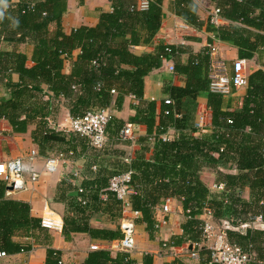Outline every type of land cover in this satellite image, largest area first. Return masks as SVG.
I'll use <instances>...</instances> for the list:
<instances>
[{"label": "trees", "instance_id": "1", "mask_svg": "<svg viewBox=\"0 0 264 264\" xmlns=\"http://www.w3.org/2000/svg\"><path fill=\"white\" fill-rule=\"evenodd\" d=\"M11 1L0 0V83L9 96L8 99L0 97V125L6 121L12 133L24 134L32 122L39 121L32 139L41 156L48 157L52 152L75 156L78 149L86 150L88 140L49 127L46 120L53 116L58 103L63 101L70 117L79 118L113 106L120 110L125 97L133 96L139 105L130 120L131 125L144 126L147 136L154 137L149 159L143 148L133 158L122 156L120 152L117 156H93L97 160L110 157L111 166L98 170L94 179L85 178L81 185L83 193L77 191L75 197L62 193L61 200L66 204L62 236L66 241H71L76 234L108 244L122 237L119 227L114 231L93 228L90 219L105 210L110 211L113 221L121 219V203L113 194L104 191L112 177L127 170L132 172L134 189L131 207L140 213L137 223L146 225L150 240L154 241L159 225L154 208L167 199L179 200L185 215L182 235L172 237L167 246H194L193 250L205 257L201 264H210L209 250L196 246L202 240L200 217L205 210L212 212L213 223L220 228L223 219L236 213L234 205L240 202L237 192L247 187L253 203L260 205L263 201L256 209L264 219L263 69L248 75V92L240 113L224 111L222 97L210 93L207 107L212 115L213 132L196 137V98L200 92H209L207 47L204 61L196 57L187 66H174L176 73L188 80L184 88L166 85V93L174 105L167 106L163 101L158 113L156 102L144 100L145 78L166 63L168 57L179 52L169 45L159 46L155 54L137 56L133 52L141 43L150 44L160 30L163 0L150 2L144 11L132 0H113V11L100 14L96 27L84 26L70 35L62 28L68 0H21L5 10L3 4ZM205 1L219 8L221 20L228 23L218 29L209 24L210 32L216 34L219 41L232 43L240 59L248 62L256 56L261 57L264 68V0ZM197 8L193 0L176 1V15L191 27L200 29L202 22ZM52 27L56 30L50 33ZM3 44H29L33 47L31 58L16 48L4 50ZM167 49L172 52L167 53ZM75 51L80 53L73 61ZM65 55L72 63L69 75L63 73ZM28 61L32 66L27 65ZM12 74L18 75V82L12 81ZM168 110L169 115H165ZM124 127L125 122L111 117L106 135L123 143L126 140H121L119 134ZM170 128L177 130L179 135L172 141H164L161 137ZM102 150L93 151L100 153ZM225 164L233 166L237 173L219 172L220 165ZM207 169L217 171L224 185L222 191L211 192L200 179L201 172ZM102 195L108 200L102 201ZM241 207L238 216L243 221L251 204L243 203ZM226 235L231 244L252 254L248 264H264V231L226 230ZM17 237L22 240L16 241ZM52 243V231L31 215L27 203L7 198V184L0 180V251L14 255L41 246L47 248L46 264H60L61 253ZM83 264L139 263L126 253L112 257L110 251L98 250L91 251ZM141 264H154V257L146 255ZM169 264L185 263L176 259Z\"/></svg>", "mask_w": 264, "mask_h": 264}, {"label": "crops", "instance_id": "2", "mask_svg": "<svg viewBox=\"0 0 264 264\" xmlns=\"http://www.w3.org/2000/svg\"><path fill=\"white\" fill-rule=\"evenodd\" d=\"M21 0H12L9 3H4V9H9L18 4ZM133 2H140V0H132ZM150 2H156L157 0H148ZM176 1L177 0H163L162 1V24L160 30L152 40L150 44H139L134 47L133 52L137 56L145 54H155L156 49L159 46H174L179 52L173 57L170 56L166 59V63H162V66L150 73L145 78L144 88V100L146 102H156L157 112L160 113L161 104L169 97L166 93V85H172L174 87L184 88L186 87L188 80L185 76L179 75L170 71V66H187L190 61L196 57L200 60H205L206 46L211 37L215 35L210 32L209 27V11L214 8L213 4L205 0H193L197 8V16L202 22L200 29H195L188 25L185 21L176 15ZM113 11V0H68V10L62 18V28L66 35H70L74 30L81 27H96L99 22V16L102 13H111ZM181 24H186L187 29L179 28ZM228 23L221 20V26H226ZM56 30L55 27L50 29V33ZM0 31V38H1ZM219 46L222 50L223 58L231 66L232 62L236 59H240L238 56V50L230 42H221ZM4 50H12L16 48L19 52L27 55L30 59L33 47L29 44H22L18 46H8L6 44L1 45ZM79 51H75L72 55V60L76 61ZM261 57L256 56L248 64L251 65L249 74H252L258 70H264L262 66ZM28 66H32V63L28 61ZM72 63L70 60L64 61L65 75L71 73ZM206 75V70L203 71V77ZM13 82H18L19 77L16 74L11 75ZM247 88L234 91L229 96L222 97V109L224 111L240 113L243 108L244 99L247 96ZM113 94V93H112ZM116 94V93H115ZM209 92H200L196 98V116L194 120V136L200 137L209 135L213 132L211 125V111L207 107ZM0 97L8 99L9 96L4 89V85L0 83ZM139 105V101L133 96H126L123 105L120 110L115 106L108 109L110 118H116L125 122V126L131 124L130 120L135 116V108ZM176 116L180 117V115ZM70 114L67 105L61 101L58 103L57 110L46 121H52L56 126H62V128H68ZM202 122V130L196 128V123ZM39 125V121L32 122L24 134L12 133L10 126L6 121H2L0 125V163L10 159H21L23 161V174L26 183V189L22 191L12 192L7 191V198L22 201L27 203L31 208V215L35 218L42 220L43 225L49 228L53 234L52 247L61 253V264H83L88 254L91 252V246H98L101 250H109L111 243H104L98 240L89 238L85 234L74 235L71 241H66L62 236L63 229V215L66 212V204L61 200L62 193L66 194V197H75L77 194V185L71 184L69 179L72 177L73 172H80L83 175V182L85 178L94 179L97 176L98 170L111 166L110 157H103L102 159H95L98 156H117V152L122 156L134 157L136 152L140 149H146V158L149 159L152 156L154 149V137H148L147 131L144 126H136L134 132V138L126 140L123 143L112 140L107 134V143L104 149L99 153L93 151L89 142L87 148L83 151L81 148L77 150L75 156L73 153L65 154L66 162L63 163L54 174H49L45 171L46 160L56 157L59 152H52L48 157H43L39 153L38 147L33 143L32 133ZM170 141L177 138L179 132L174 128H170L166 134ZM105 150V151H104ZM33 153L36 155L33 156ZM88 156H92L88 158ZM220 171L223 174H236V170L229 164L220 165ZM38 174L39 179L36 183L31 182V176ZM200 179L204 182L207 188L215 193L217 190L215 186L223 185L217 176V171L214 169H207L201 172ZM82 182V183H83ZM81 184V183H80ZM82 185V184H81ZM240 202L234 205L235 215L232 217L229 215L222 220L220 228L227 226V230H241L245 233L248 229H255L264 231V219L261 214L257 212V207L263 205V201L253 203L251 191L245 187L242 192H237ZM108 199L102 201H107ZM170 200L171 214H160L155 216L157 222L160 223V227L155 235L154 241L150 240L148 233L146 232V225L142 222L137 223L140 220L139 216L136 219V248L135 251L130 254V257L141 264L146 255L154 257V264H169L178 259L185 264H201L205 257L199 253L198 258H192L189 252H194V247L190 248V244H185L182 247L175 248L172 253L166 250H162V243L170 240L174 236L182 235L181 225L185 221V215L182 208L181 201L176 199ZM166 200V201H167ZM166 201L162 202L158 207H161ZM227 202V201H226ZM242 202V203H241ZM251 204V208L245 217L240 220L238 214L241 212L242 204ZM257 205V206H256ZM256 206V207H255ZM107 209V205L105 206ZM110 211H104L94 214L90 219V225L97 229L118 230L120 219L112 220L110 217ZM258 218L261 221L256 222ZM200 219H208L204 213ZM235 221V222H234ZM234 222V223H233ZM233 225V227H232ZM16 241H21L18 237ZM114 242V241H113ZM210 243L202 244L203 248H207ZM112 257L115 256L111 253ZM47 248L37 246L29 252H22L14 255H8L6 258H0V264H46Z\"/></svg>", "mask_w": 264, "mask_h": 264}, {"label": "built area", "instance_id": "3", "mask_svg": "<svg viewBox=\"0 0 264 264\" xmlns=\"http://www.w3.org/2000/svg\"><path fill=\"white\" fill-rule=\"evenodd\" d=\"M137 8L144 11L149 7L148 0H140L136 5ZM220 9L213 8L209 11V24L213 28L221 27ZM179 28L187 29L186 24H181ZM219 39L215 35L211 37V41L207 43L209 65L207 78L209 81V93L219 96H229L234 91H238L248 86V62L244 59H236L229 66L228 62L222 56V50L219 46ZM167 53H171V49L166 50ZM67 60V56H63ZM96 64V63H94ZM170 71L174 72V67L170 66ZM115 94V91H112ZM165 105H174V102L170 98L164 100ZM170 111H166L164 114L169 115ZM70 123L68 128H62V126H56L52 121H48L49 127L57 128L61 131H67L86 138L89 145L94 150H102L107 142L106 129L110 122V115L108 110H102L97 112H88L84 116L79 118L69 119ZM231 124V121H228ZM196 128L202 130V122L196 123ZM134 125H126L120 132L119 138L121 140H129L134 138L135 132ZM164 141H170L167 135L161 137ZM222 151V149H221ZM36 154L33 153V156ZM65 154L59 153L56 157L46 160L45 171L49 174H54L58 168L66 162ZM24 166L21 159H10L0 163V180L4 181L7 186H13L12 192L22 191L26 189V183L23 174ZM39 179L38 174L31 176V182L36 183ZM83 175L80 172H73L72 177L69 179L71 184L77 185L78 193H83L81 184L83 182ZM81 183V184H80ZM132 172L131 170L124 171L109 181L108 187L104 192H109L115 196L117 201L121 203L123 212L120 219L119 230L122 237L119 240H115L111 243V247L108 251L111 253H126L132 254L136 248V219L140 216L139 212L133 211L131 207L130 197L134 194L132 187ZM224 185L215 186V189H222ZM102 199L106 200L107 196L102 195ZM170 200H167L161 207L154 208L155 216L160 214H171L172 210L169 205ZM208 219L202 220L201 226L202 240L196 246L200 249L203 248L202 244L210 243L207 246V250L210 252V264H248L253 256L245 252L240 246L231 244L226 235L228 227H217L212 220V212L205 210L204 212ZM261 221L258 218L256 222ZM158 229L160 223L158 222ZM169 240L162 243V250H166L169 253L174 251V247H168ZM194 247V246H193ZM101 250L98 246L94 245L90 247V251ZM192 258H198V251L189 252ZM8 254L0 251V258H6ZM61 264V262H60Z\"/></svg>", "mask_w": 264, "mask_h": 264}, {"label": "water", "instance_id": "4", "mask_svg": "<svg viewBox=\"0 0 264 264\" xmlns=\"http://www.w3.org/2000/svg\"><path fill=\"white\" fill-rule=\"evenodd\" d=\"M7 191H13V186H7ZM193 246L191 245L189 249H192Z\"/></svg>", "mask_w": 264, "mask_h": 264}, {"label": "rangeland", "instance_id": "5", "mask_svg": "<svg viewBox=\"0 0 264 264\" xmlns=\"http://www.w3.org/2000/svg\"><path fill=\"white\" fill-rule=\"evenodd\" d=\"M250 66H251V65L248 64V71H250V68H249Z\"/></svg>", "mask_w": 264, "mask_h": 264}]
</instances>
